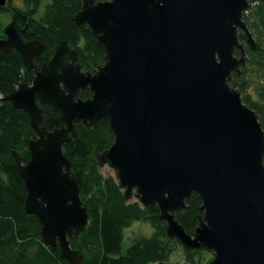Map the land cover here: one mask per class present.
Returning a JSON list of instances; mask_svg holds the SVG:
<instances>
[{"label":"water","instance_id":"1","mask_svg":"<svg viewBox=\"0 0 264 264\" xmlns=\"http://www.w3.org/2000/svg\"><path fill=\"white\" fill-rule=\"evenodd\" d=\"M264 0H81L73 18L103 49L102 65L84 72L66 42L39 70L44 50L22 42L14 20L0 53L16 50L31 85L3 100L29 116L35 139L21 164L24 210L36 218L41 238L68 264H81L69 239L84 232L88 213L80 200L81 172H73L62 147L76 125L106 122L112 145L96 156L115 172L125 201L157 207L169 239L212 255L208 264H264V131L257 114L231 87L256 43L244 13ZM6 0H0L4 7ZM89 92L82 100L79 95ZM58 114L48 131L40 106ZM200 202L197 226L186 233L176 214L191 197Z\"/></svg>","mask_w":264,"mask_h":264},{"label":"trees","instance_id":"2","mask_svg":"<svg viewBox=\"0 0 264 264\" xmlns=\"http://www.w3.org/2000/svg\"><path fill=\"white\" fill-rule=\"evenodd\" d=\"M42 0H22V7L6 1L0 14L14 20L18 36L24 43L38 41L43 52L34 59L39 70L52 58L62 42L77 52L78 63L84 72H93L103 63V49L97 45L86 26H75L73 18L81 8V0H49L38 16ZM108 0H95L105 2ZM246 23L256 43L251 51L244 35L239 40L245 49L246 64L240 76H234L231 87L241 93L242 102L253 110L264 131V6L250 5L244 13ZM4 37V31H1ZM34 72L26 70L21 55L13 50L0 53V264H68L53 252L41 238V227L35 217L24 210L26 190L19 176L13 152L21 164L29 160V141L35 139L29 116L3 99L21 84L31 85ZM254 89L256 100L250 94ZM89 92L79 98L86 100ZM40 106V105H39ZM43 124L48 131L60 127L58 114L52 107L40 106ZM77 137L62 147L72 171L81 172L80 200L88 213L84 232L69 239L71 249L78 251L81 264H165L178 247L187 264H202L204 250H187L176 239L167 238L166 224L159 220L157 207L142 208L137 202L125 201L123 192L112 177H104L96 156L108 149L113 137L106 122L96 128L76 125ZM201 202L194 195L187 208L176 214V221L186 233L192 234L200 216ZM147 222L152 228L150 237L134 238L124 246V230L133 222ZM210 254V253H207Z\"/></svg>","mask_w":264,"mask_h":264},{"label":"rangeland","instance_id":"3","mask_svg":"<svg viewBox=\"0 0 264 264\" xmlns=\"http://www.w3.org/2000/svg\"><path fill=\"white\" fill-rule=\"evenodd\" d=\"M11 2L12 6L20 8L22 7V0H6ZM49 0H42L39 8L38 16L41 15L44 11L45 4H47ZM11 23V17L9 14H0V33L1 31H5L6 27ZM1 37L0 34V40ZM250 94L253 99L256 100V96L254 93V89H250ZM101 174L104 177H112L115 178V172L107 166L101 167ZM116 179V178H115ZM136 202L134 199L130 201V203ZM124 241L125 247L129 246L130 242L137 237H150L152 235V228L147 222H133L131 226L124 230ZM204 260L202 264H208L212 260V255L205 253ZM165 264H187L183 253L181 251V247H178L177 250L171 254Z\"/></svg>","mask_w":264,"mask_h":264},{"label":"flooded vegetation","instance_id":"4","mask_svg":"<svg viewBox=\"0 0 264 264\" xmlns=\"http://www.w3.org/2000/svg\"><path fill=\"white\" fill-rule=\"evenodd\" d=\"M257 4H259V3H257ZM253 5H256V4H253ZM240 34H242V33L239 32V33H238V36H239ZM242 35H243V34H242ZM245 44H246V43H245Z\"/></svg>","mask_w":264,"mask_h":264},{"label":"built area","instance_id":"5","mask_svg":"<svg viewBox=\"0 0 264 264\" xmlns=\"http://www.w3.org/2000/svg\"><path fill=\"white\" fill-rule=\"evenodd\" d=\"M246 13V12H245Z\"/></svg>","mask_w":264,"mask_h":264}]
</instances>
